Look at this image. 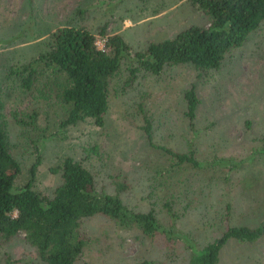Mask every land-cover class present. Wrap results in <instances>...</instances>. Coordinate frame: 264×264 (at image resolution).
<instances>
[{"label":"rangeland","instance_id":"obj_1","mask_svg":"<svg viewBox=\"0 0 264 264\" xmlns=\"http://www.w3.org/2000/svg\"><path fill=\"white\" fill-rule=\"evenodd\" d=\"M66 24L94 32L100 49L106 39L99 31L106 26L110 35H123L132 50L143 51L207 21L188 0H0V99L11 151L24 174L40 160L37 187L51 194L62 182L52 170L74 157L94 174L99 190L120 194L134 211L154 210L171 231L150 238L94 217L85 223L90 241L78 264H189L192 251L208 246L228 227L262 224L264 25L220 70L203 77L181 66L158 77L142 71L129 84L124 68L111 84L106 125L64 129L56 93L24 96L10 89L8 80L1 81V74L46 52L49 36L42 33ZM194 85L198 126L191 133L184 95ZM34 112L38 116L33 121ZM145 119L152 124L155 145L180 153L192 148L208 165L173 168L171 157L148 142ZM187 177L189 188L182 183ZM0 250L9 252L16 264H43L23 234ZM218 264H264V238L255 243L230 240Z\"/></svg>","mask_w":264,"mask_h":264},{"label":"trees","instance_id":"obj_2","mask_svg":"<svg viewBox=\"0 0 264 264\" xmlns=\"http://www.w3.org/2000/svg\"><path fill=\"white\" fill-rule=\"evenodd\" d=\"M27 1L32 4L33 0ZM138 1L146 3L149 0ZM188 2L202 12L207 24L192 25L173 38L151 43L143 51L132 50L123 35H110L106 26L99 31V35L106 39L104 49L98 47L97 35L85 26L66 24L46 29L42 35L49 36L47 51L25 64L7 68L1 74V81L8 80L10 89L15 87L24 96L49 97L56 93L63 109L61 128H78L88 123L103 128L110 107L112 81L124 68L128 72L129 84L142 71L158 77L167 69L181 66H190L197 71L198 77H203L220 70L234 51L244 47L264 25V0ZM196 89L194 85L184 95L185 117L191 133H195L198 126ZM4 109L5 103L0 99V248L4 250L23 234L43 264H78L90 241L85 223L98 216L123 229H136L150 238L158 233L166 236L171 233L161 224L154 210L147 213L134 211L124 203L120 194L99 190L94 174L74 157L64 158L52 170L60 175L61 185L51 194L41 192L37 187L40 160L24 174L21 163L11 151L9 123ZM35 116H38L36 112L33 121ZM14 117L22 126L23 120ZM145 123L148 142L171 157L173 168L187 165L198 169L208 165L196 158L192 148H188V153H180L155 145L152 124L148 119ZM190 179L187 177L182 182L187 188L191 186ZM182 183L177 182L178 185ZM171 206L166 204L168 211ZM262 238L264 222L254 228L228 227L214 242L192 251L189 264H218L221 251L230 240L255 243ZM0 264L16 262L9 252L0 250Z\"/></svg>","mask_w":264,"mask_h":264}]
</instances>
